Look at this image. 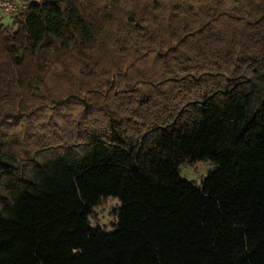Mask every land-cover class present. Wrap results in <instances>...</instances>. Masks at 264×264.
Here are the masks:
<instances>
[{"label": "trees", "instance_id": "trees-1", "mask_svg": "<svg viewBox=\"0 0 264 264\" xmlns=\"http://www.w3.org/2000/svg\"><path fill=\"white\" fill-rule=\"evenodd\" d=\"M21 8L0 17V264H264V0ZM110 197L113 231L90 220Z\"/></svg>", "mask_w": 264, "mask_h": 264}, {"label": "rangeland", "instance_id": "rangeland-1", "mask_svg": "<svg viewBox=\"0 0 264 264\" xmlns=\"http://www.w3.org/2000/svg\"><path fill=\"white\" fill-rule=\"evenodd\" d=\"M23 2L24 0H0V17L3 23L11 26L12 30L16 28V25L13 24V18L16 16L17 9H22ZM212 168L213 165L208 161H200L194 165H184L181 169V177L200 185L203 178L207 176L209 170ZM120 204L117 198L110 197L95 207L94 213L90 216L92 225H99L106 228L107 231H113L117 224V218L113 214V210Z\"/></svg>", "mask_w": 264, "mask_h": 264}, {"label": "built area", "instance_id": "built-area-1", "mask_svg": "<svg viewBox=\"0 0 264 264\" xmlns=\"http://www.w3.org/2000/svg\"><path fill=\"white\" fill-rule=\"evenodd\" d=\"M8 8H10V7H8Z\"/></svg>", "mask_w": 264, "mask_h": 264}]
</instances>
